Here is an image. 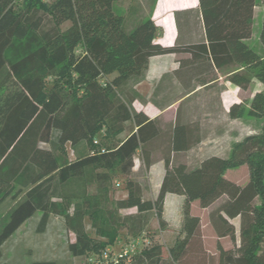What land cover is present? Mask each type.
<instances>
[{"label":"trees","instance_id":"trees-1","mask_svg":"<svg viewBox=\"0 0 264 264\" xmlns=\"http://www.w3.org/2000/svg\"><path fill=\"white\" fill-rule=\"evenodd\" d=\"M17 1L0 0V205L16 200L0 224V258L6 241L41 212L38 232L52 215L62 217L76 235L72 256L95 264L116 243L143 237L152 220L166 228V196L176 194L186 198L182 235L169 247L152 238L121 264H264V130L235 143L228 156H210L192 169L165 158L155 199L144 197L134 174L138 154L146 169L152 166L151 144L161 135L157 121L132 107L151 58L191 52L218 68L240 65L229 81L244 91L254 80L264 85V54L247 43L256 0H199L208 46L172 48L155 42L158 27L150 17L127 28L115 10L124 0H26L19 12ZM260 42L264 51V20ZM246 114L264 119V91L229 112L231 119ZM182 128L174 129L175 139L184 135ZM173 150L186 149L175 144ZM241 166L249 169L245 185L226 177ZM119 177L125 197L115 200L111 191ZM195 201L210 209L216 255L205 248L201 218L192 213ZM123 210L136 212L122 216ZM123 229L130 239L119 238ZM225 238L232 248L223 246Z\"/></svg>","mask_w":264,"mask_h":264},{"label":"crops","instance_id":"crops-1","mask_svg":"<svg viewBox=\"0 0 264 264\" xmlns=\"http://www.w3.org/2000/svg\"><path fill=\"white\" fill-rule=\"evenodd\" d=\"M172 1L166 5L167 8L164 10L167 11L166 15L147 16L158 27L155 42L165 48L200 44L208 46L199 0L196 3L184 1L185 4L181 3L180 5L173 4ZM157 11L161 12V7L156 9ZM147 17H136L137 21L132 26ZM249 42L250 40L247 41L250 45ZM241 70L240 65L234 66L233 64L218 68L211 58L201 61V59H195L191 52L155 56L150 60L144 79L136 86L139 98L133 102L132 107L135 111L143 112L150 119L157 121L161 135L163 134L162 127L166 124L170 127L168 138L172 161H174L175 155L186 156L189 159L192 156L191 152H195L197 149L202 150L203 156H200V159L196 161L198 166L201 161L210 156H222L218 150L224 149L226 145L232 147L234 143L240 142L246 136L257 132L251 131L243 138L233 140L231 135H226L224 127L218 129L216 126L210 144L203 147L206 145V137L204 136L206 133L202 131L200 122V118L204 116L203 113L209 119L216 121L217 124L223 122L219 121L218 118H226L231 122L241 120L231 119L229 116L233 106L244 102L242 93L245 91L229 81L230 75ZM256 84L260 89L254 92L247 106L257 93L264 91V85L257 80H254L251 85ZM194 119L195 121H193ZM177 126L183 127L182 130H185L184 135L179 139L174 137V129ZM175 144L186 150L174 151ZM139 171L146 173L149 182L144 186V197L147 199L157 198L165 176L164 158L153 161L152 166L146 169L140 154H138L134 169L135 176ZM185 200L184 196L176 194L166 196L163 213V219L168 224L166 228H171V224L175 220L180 222V226L176 229L179 230V233L168 235L170 236L169 240H165V243L160 241L162 244L172 246L177 237L182 235ZM2 205H0V209ZM203 212L209 219L210 209H202L198 201L192 203V213L201 218L202 226ZM234 223L239 225V220H235ZM151 224H157V230L163 235L167 234L166 228H160L157 219L152 220Z\"/></svg>","mask_w":264,"mask_h":264},{"label":"rangeland","instance_id":"rangeland-1","mask_svg":"<svg viewBox=\"0 0 264 264\" xmlns=\"http://www.w3.org/2000/svg\"><path fill=\"white\" fill-rule=\"evenodd\" d=\"M170 1L171 0H124L115 4V10L119 14L125 16V26L129 28L134 24V22L137 21L136 17H147L152 15H156L158 17L161 15H166L167 11L164 10L165 8H167L166 5ZM193 1L196 3L197 0H191L188 3H193ZM172 2L176 5L182 3L181 0H173ZM256 3L257 5L255 8L253 37L249 43L257 52L264 54L263 46L260 42V34L264 20V2L263 0H256ZM25 6L26 0H18L15 5V10L18 12L22 11L24 10ZM160 7L162 11L156 12V9ZM70 26L71 23H67L62 27V29L66 30ZM257 89H260L258 84L253 86L251 85V87L247 91H245V93H242V99L246 105L249 103L250 99ZM203 114L204 116L200 118L202 131L206 133L204 134V136L206 137V145H204L203 147H206L210 144L212 136L216 131V126L218 129L220 127H224L226 135H231V138L233 140L243 138L247 133L251 131L259 132L264 130V119H255L249 117L247 114L241 120H239V122H231L226 118H218L219 121H223L218 122V124L216 123V121L214 122V120L209 119L205 113ZM193 121H195V119ZM162 130L163 134L161 135V137L154 140L151 144V149L153 151V161H156L160 158H170L172 160V152L170 151L168 138L170 127L166 124L164 127H162ZM42 147L45 149H50V146L46 144H42ZM232 147L226 145L224 149H220L218 150V152L222 156H228L233 149ZM68 152L70 159L73 160L76 158L75 154L70 149H68ZM203 153L204 152L202 150L200 151L199 149H197L195 150V152H191L192 156L189 159L186 158V156L180 155H175L173 158L175 163L184 162L187 164V166H189L190 169H192L197 166L196 161H198L197 159H200V156H203ZM226 177L239 185H245L250 178L249 169L247 166L229 169L226 171ZM135 178L143 186L149 183L146 173H141L139 171L137 172ZM117 182H119V184L121 183V186L115 187ZM123 182L124 180L120 177L116 179L114 188L111 191L112 199L118 200L124 197L125 187L123 185ZM90 193H96V190L94 188H91ZM15 203L16 200L9 198L2 205L0 209V224L3 222L9 210L15 205ZM75 203L76 201L72 202L70 212H73ZM217 205L218 204H216V206ZM135 212V210H123L120 212V214L122 216H126ZM41 216L42 213L37 212L34 216L28 219L20 227V229L17 230L15 234H13L9 238V240L6 241L1 249L2 257L0 258V264H34L36 262L42 261H55L56 264H79L69 251V244L76 241V235L66 228L64 219L62 217L52 215L49 219L47 228L44 232L40 233L38 232V226L41 220ZM179 226L180 222L178 220L173 221L171 224V228L167 227L165 229V232L167 234L163 235L157 230V224H150L143 237L148 241L153 238L156 241L165 243V240H169L170 236L168 235H175L179 233V230H176ZM86 227L88 232L94 236V232L91 229L89 219L86 220ZM202 227L205 248L208 253L216 255L218 253L217 236L210 225L208 217H206L204 212ZM119 238H122L123 241L129 238L127 237L126 231L124 229L121 230ZM221 242L225 248L233 247V244L229 238H225ZM145 245L147 244L145 243ZM164 245L167 246L166 244ZM114 246L115 249L119 248L118 243H116Z\"/></svg>","mask_w":264,"mask_h":264},{"label":"built area","instance_id":"built-area-1","mask_svg":"<svg viewBox=\"0 0 264 264\" xmlns=\"http://www.w3.org/2000/svg\"><path fill=\"white\" fill-rule=\"evenodd\" d=\"M117 185H119V183H117ZM144 242L148 244V240L144 239V237H140L132 239L129 243L119 246V248L114 251L107 249L102 253L100 260L95 264H121V261L125 257L134 254L142 243L145 244Z\"/></svg>","mask_w":264,"mask_h":264}]
</instances>
